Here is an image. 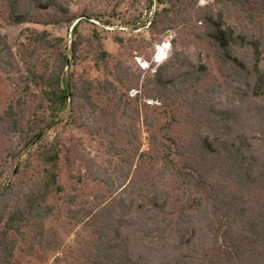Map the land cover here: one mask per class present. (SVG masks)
<instances>
[{
    "label": "trees",
    "instance_id": "obj_1",
    "mask_svg": "<svg viewBox=\"0 0 264 264\" xmlns=\"http://www.w3.org/2000/svg\"><path fill=\"white\" fill-rule=\"evenodd\" d=\"M179 1L156 0L148 30L161 34L186 24L177 22ZM69 3L0 0V72L13 86L2 106L0 137L12 148L9 161L16 162L15 180L0 170V264H17L23 241L32 252L43 247L56 254L60 248L58 232L46 222L56 214L51 199L65 189L64 146L58 137L50 140L46 130L64 113H71L70 125L81 120L83 110L96 113L97 88L113 91L117 111L127 112L116 81L125 84L128 73L120 60L112 63L113 54L97 32H80V14L71 12ZM200 9L203 22H195L192 31L205 57L175 51L145 81L154 87L149 97L160 101L154 107L169 113L166 118L187 108L195 120L186 122L183 140L170 134L174 121L162 120L155 132L158 121L147 122L153 127L149 148L139 153L134 175L121 169L119 182L115 170L99 178L111 194L96 193L95 205H80L77 212L83 215L71 217L91 232L72 250L76 264H264V0H214ZM5 23H64L74 38L68 44L48 29L26 28L14 49L3 32ZM119 42L126 45L124 38ZM84 43L94 49L102 80L78 82L68 75ZM111 119L115 138L123 126L115 113ZM128 145L113 149L134 159V150L141 148L130 140ZM25 151L29 156L19 159ZM34 158L42 167L27 178Z\"/></svg>",
    "mask_w": 264,
    "mask_h": 264
},
{
    "label": "rangeland",
    "instance_id": "obj_2",
    "mask_svg": "<svg viewBox=\"0 0 264 264\" xmlns=\"http://www.w3.org/2000/svg\"><path fill=\"white\" fill-rule=\"evenodd\" d=\"M179 2L175 9L178 16L177 22H186V24L171 27L160 34L148 30L154 10L157 8L156 0H70V11L80 14L77 19V21L81 20L80 32L87 36H92L97 32L106 50L113 54L112 63L115 64L120 60L123 69L128 73V76L124 74L125 84L116 81L120 88L118 93L125 100L121 106L125 107L127 112L120 109L117 111L114 101L118 99L113 91L106 93L103 88H97L94 94V100L98 105L96 113L88 109L83 110L81 120L77 121V124L81 123L80 126L76 123L68 124L67 122L71 120L69 118L71 113H64L61 116L63 120L57 121L55 125L46 130V136L50 140L58 137L64 146L60 171L61 183L65 189L64 193L55 195L51 199L50 202L56 206V214L46 222L48 228L58 232L61 244L58 252L54 254L46 252L43 247L40 249L37 247L39 250L32 252L27 241L20 242L16 252L17 264H76L74 258L70 256L72 250L79 246L78 241L82 239V236L88 237L91 232L87 226L75 224L71 217L76 213H78L77 217L83 215L77 212L80 205L86 207L95 205L98 201L94 198L96 193L106 194V197L111 194L109 186L99 178H103L105 172L115 170L113 176L118 180L121 176L119 173L121 169L125 172L130 170V178L134 175L136 166L139 164V153L149 148V130L153 127L148 126L152 121H158L157 128L154 127L153 131L159 129L163 123L162 120L174 121L170 134L178 140H183L185 137L186 122L190 119L195 120L194 117L187 115V108H181L184 110L182 113L166 118L165 116L169 113L165 115V111L154 107V104L157 106L160 101L149 97L154 91L153 85L145 84L146 78L152 77L158 67L175 51L187 53L192 58L201 52L205 57V47L197 40L192 26L195 22H203L202 17L205 16V10L200 8L213 3L214 0H198L194 6L191 5L192 0ZM105 21L112 23L106 24ZM26 28L48 29L53 36L67 38L68 44L74 38L72 27L64 23L60 25L5 23L3 32L8 35L9 43L14 49L18 47L20 34L24 30L27 31ZM120 37L126 40V45L119 42ZM173 40H176V46L173 45ZM80 52L82 53L81 59L74 63L68 75L72 72L74 81L78 82L82 78L102 80L104 75L101 70H97L93 62L94 49L84 43ZM123 69L121 71L125 73ZM110 78L113 79V77ZM128 86L135 87L128 90ZM12 91L13 86L0 72V114L2 106L9 101ZM37 101L38 99L35 102ZM103 110L105 112H102ZM114 113L117 115L118 122L123 126L115 138L111 135L113 130L110 127ZM178 122L185 123L179 125ZM129 140L133 142L132 147L141 148L137 153L134 150V159L128 158V151L118 155V150L113 149L114 145L117 149L129 148ZM10 149L12 148L9 142L0 137V170L4 168L7 174L15 180L13 170H15L16 162L8 159L7 153ZM28 156L29 154L25 151L19 159L23 160ZM35 167H42L39 166L36 158L28 167L27 178L31 177ZM69 202L76 204V207L70 208ZM56 256L61 258L57 263H55Z\"/></svg>",
    "mask_w": 264,
    "mask_h": 264
}]
</instances>
